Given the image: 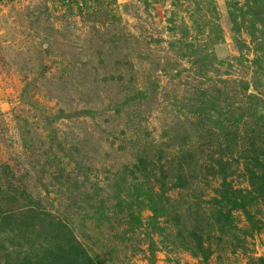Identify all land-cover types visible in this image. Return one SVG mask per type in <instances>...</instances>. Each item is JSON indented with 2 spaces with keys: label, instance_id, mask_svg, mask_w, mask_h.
Masks as SVG:
<instances>
[{
  "label": "rangeland",
  "instance_id": "1",
  "mask_svg": "<svg viewBox=\"0 0 264 264\" xmlns=\"http://www.w3.org/2000/svg\"><path fill=\"white\" fill-rule=\"evenodd\" d=\"M250 2L0 0V170L96 264H264Z\"/></svg>",
  "mask_w": 264,
  "mask_h": 264
},
{
  "label": "trees",
  "instance_id": "2",
  "mask_svg": "<svg viewBox=\"0 0 264 264\" xmlns=\"http://www.w3.org/2000/svg\"><path fill=\"white\" fill-rule=\"evenodd\" d=\"M83 1L87 11L95 8L89 6L90 0ZM252 2L249 3L248 10L241 9L240 15L245 18L250 14L252 18L249 21L255 26H262L264 32V0H252ZM257 60L261 61L258 65L260 68L264 62V55L258 56ZM241 86L247 93L251 83L243 81ZM256 89L259 87L256 86ZM258 108L259 105L254 108L255 115L258 111L264 112V107ZM262 115L264 117V114ZM252 139L254 142L251 146L255 149V168L250 170V179L254 186L258 185L255 181L258 179L260 192L264 193V141L261 135H256ZM0 169L5 172L10 171V166L2 164ZM1 170L0 264H96L77 240L67 222L44 209L40 200L36 199L27 188L24 187V191L20 193L18 186L12 184L7 176L4 177ZM222 173L226 177V172ZM224 184L220 203L226 201L231 204V208L246 209L243 192L239 189H229L226 180ZM195 245L208 262L211 249L205 247L200 238H196Z\"/></svg>",
  "mask_w": 264,
  "mask_h": 264
}]
</instances>
